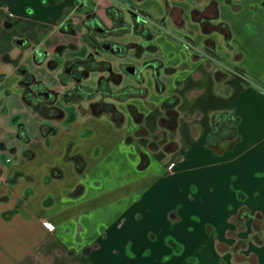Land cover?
I'll use <instances>...</instances> for the list:
<instances>
[{
	"label": "crops",
	"instance_id": "1",
	"mask_svg": "<svg viewBox=\"0 0 264 264\" xmlns=\"http://www.w3.org/2000/svg\"><path fill=\"white\" fill-rule=\"evenodd\" d=\"M212 1L197 8L209 19ZM215 1L218 22L231 31L229 44L220 33L205 32L209 23L193 21L194 0H0V264H264V0ZM86 4L97 6L108 25L111 7L143 16L158 52L132 62L157 59L174 69L161 75L162 93L153 72L143 71L149 94L117 104L125 114L122 129L61 102L65 118L44 119L22 98L20 66L49 88H64L59 69L34 64L33 51L15 40L43 46L49 38L53 48L70 47L68 58L84 57L88 49L79 37ZM173 6L183 10L180 22L166 12ZM69 25L76 36L62 30ZM186 36L197 53L210 48L218 57L209 62L197 55L185 46ZM19 56L24 64L11 63ZM171 96L179 98V119L176 146L167 151L170 132L159 122L165 115L161 105ZM129 105L144 115L150 134L135 144L126 143L137 129ZM218 113H226L221 125L235 118L237 124L232 138L215 145ZM19 125L30 142L18 138ZM152 136L159 137L155 150ZM70 143L72 153L87 162L82 178L64 160ZM141 154L148 157L143 169ZM54 167L64 178L47 184ZM80 184L83 192L74 196ZM240 240H247L242 249L236 248ZM221 244L229 248L219 251Z\"/></svg>",
	"mask_w": 264,
	"mask_h": 264
},
{
	"label": "trees",
	"instance_id": "2",
	"mask_svg": "<svg viewBox=\"0 0 264 264\" xmlns=\"http://www.w3.org/2000/svg\"><path fill=\"white\" fill-rule=\"evenodd\" d=\"M165 4L167 7L170 5L168 1H166ZM209 6V8H212V16H210V19L209 17L207 18L201 15V11L194 8L192 11L193 21L203 20L207 23H210L211 20L210 25L212 26H210V33H220L221 35H223L226 43L229 44L232 39L231 31L228 25L218 22V3L213 0L209 4ZM127 11L129 10L119 9L115 7L108 8L106 10V16L109 20V25L102 20L101 26L105 30H111V32L114 33L113 35H115L117 39L116 44L121 45L122 47V50L114 52V55L122 57H125L129 54L135 55V59L141 61L143 60V57L146 53L156 54L158 52V47L156 45L150 44V42L153 40V34L151 28L148 26V21L139 14H133L132 12ZM126 13L128 14L126 15ZM129 17L131 19H129ZM212 21H215L216 23H212ZM89 23L90 21L85 24V27L89 26ZM176 26L183 27L184 22L181 24H176ZM67 29L68 30H62L68 34H75V30L71 25H69ZM136 37H141L142 40L147 44L143 45L129 39ZM85 39L88 43V38H86V36ZM183 40L185 41L184 44L189 43L190 45L194 46V44L190 42L192 41V39L189 36H186ZM185 46L194 51L197 55L205 57L209 62H212L214 60L213 58L215 56L213 55H217L216 57H218V54H215V52L210 48H206L204 53H197L195 49L189 47L187 44H185ZM118 48L119 46H117V49ZM111 49H113V47ZM55 68L56 64H49V69L53 70ZM70 68L72 69L70 70ZM144 70H151L153 72L155 77L156 90L159 93H162L165 90V84L161 80V75H171L174 73V69L164 67L163 63L157 59L144 61L141 66H138L137 64H119V68L118 64H109L108 62L97 64L91 57L79 62V64H66L65 71L60 74V81L63 84H70L73 79L74 81L84 80V82L82 84H76L75 86L69 88L62 95V102L65 105H73L78 102L90 104V107L88 109L90 115L96 118L107 119L117 129H122L125 125V114L118 109L117 104L125 103L134 98H147L149 92L144 87ZM238 75L246 78V75H243L241 73ZM95 76H98V82L97 84H91V80ZM30 77L31 80H33V77ZM34 86L36 92L35 94L39 99V104L36 106L35 112L44 119L55 121L63 120L65 118V112L60 107L54 106L56 95L48 91L45 83L43 82H37L36 84H34ZM33 92L34 91L32 90V88H29L25 91V103H29L30 99L34 95ZM178 105L179 98L177 96L169 97L161 105V108L164 111L165 115L160 119V127L170 132L171 139L169 145L166 148L167 151H172L176 146L175 138L179 119V113L177 111ZM128 111L134 119L137 129L133 135H130L126 138V143L135 144L138 137L150 136V134L143 128L144 115L140 113L138 109L133 105L128 106ZM224 115H226V113H218L213 117L214 130L211 141H215V145L220 138H223L225 136L232 138L234 136V129L237 124V119L235 118V121L223 126L219 122ZM44 128L45 127H43V130ZM53 131H55L54 128L48 127V132ZM17 135L18 138L25 143L31 141V136L23 125H19ZM158 138V136H152V139ZM72 147L73 146L71 143L68 144L64 160L67 162H72L75 166L77 174L82 178L86 171L87 162L82 154H73ZM156 148V142L153 140L151 149L155 150ZM25 156L27 157V159L32 160L34 159L35 154L33 152H26ZM147 163L148 157L145 154H141V163L139 167L143 169L145 168ZM63 178V171L59 167H54L50 170L45 183L48 184L53 180H62ZM82 192L83 186L80 184L73 191V195L79 196L82 194ZM3 201L4 199L0 198V203H2ZM240 217H245L244 213L241 214Z\"/></svg>",
	"mask_w": 264,
	"mask_h": 264
},
{
	"label": "flooded vegetation",
	"instance_id": "3",
	"mask_svg": "<svg viewBox=\"0 0 264 264\" xmlns=\"http://www.w3.org/2000/svg\"><path fill=\"white\" fill-rule=\"evenodd\" d=\"M127 10H129L133 14H137L136 12H134L131 9H127ZM129 11H127V12H129ZM83 12H84V18H83V22H82L83 33L81 34L79 39L82 43H84L87 46V49H88V53L84 57H80V58L76 57L73 59L66 57L64 53L68 49H70V47L58 46L56 48H53V46H51V45L44 46V47L43 46H33L30 43V41L27 39H16L15 40V42L20 47H22L21 49H31L33 51L32 61L34 64H39V65L46 64L48 69H49V64H56L55 69H53V70L49 69V70L50 71H56L59 69L58 80H59V84L64 88V91L58 90L56 88L51 89L45 83L47 90L56 95L54 106H57L58 102L63 103L62 99H61L62 95L69 88L75 86L76 84H82L84 82V80L74 81V79H73V81L70 84H63L60 81V74L63 71H65L66 64H79V62L86 60L89 57H91L94 59V61L97 64H102L104 62H108L109 64H118V68H119V64H135V63L129 61V59H132L134 61H139V60L135 59V55L129 54L125 57L114 55V52L121 51L122 47H121V45L116 44L117 39H116L115 35H113L114 33H112L111 30L110 31L105 30L101 26L102 19L98 14V7L97 6H95L94 4H91V5L86 4L83 6ZM127 14L128 13H126V15ZM128 16H130V15H128ZM129 19H131V18L129 17ZM87 21L88 22L90 21V23H89L90 27L89 26L85 27V24L88 23ZM70 35L76 36V32H75V34H70ZM85 36H86V38H88V43L85 39ZM117 46H119L118 49H117ZM112 47L114 50L111 49ZM60 58H61V60H60ZM10 61L13 64H24V63H22L23 58L20 56L15 60L10 59ZM71 69L72 68H70V70ZM19 72L21 74V85L23 88V96H22L23 101H24L25 91L29 88H32V90L34 91L33 92L34 95L30 99L29 103H26V104L29 106V108H31L35 112V108L39 104V99L37 98V96L35 94L36 92H35L34 84H36L37 82H43V81H37L33 74L27 72V69L25 66H20ZM28 75L32 76L33 80H31V77ZM97 82H98V76H95L91 80V84H97ZM30 83H32V84H30ZM82 104L86 105L85 109L82 108ZM73 105L81 108V110H84V111H88V109L90 107V104H85L84 102H78V103L73 104Z\"/></svg>",
	"mask_w": 264,
	"mask_h": 264
},
{
	"label": "rangeland",
	"instance_id": "4",
	"mask_svg": "<svg viewBox=\"0 0 264 264\" xmlns=\"http://www.w3.org/2000/svg\"><path fill=\"white\" fill-rule=\"evenodd\" d=\"M170 1V0H169ZM172 1V0H171ZM183 1H186V0H183ZM203 1L204 0H194V5L196 6L195 8L197 9V8H199V9H203V8H205V5H203ZM173 2H175V1H173ZM199 9H197V10H199ZM212 10V8H210V11ZM166 12H167V14H171L172 16H173V18H174V20L175 21H177V22H180L182 19H183V10L181 9V7L179 6V7H174L173 6V9H169L168 11H167V9H166ZM201 13V15H202V12H200ZM206 13V12H205ZM34 20V22H36V20L35 19H33ZM37 23V22H36ZM210 26H212V25H210V23L209 24H207V25H205V32L206 31H210L211 30V27ZM129 37V36H128ZM127 37V38H128ZM130 40H136L135 38H129ZM52 43H51V40L49 39V38H47L46 39V41H45V44H43V47L44 46H49V45H51ZM68 55H69V53H67V55H65L66 57H68ZM129 61H134V60H132V59H129ZM230 73H232V74H240L241 73V71L240 70H238V69H236V68H231V69H229L228 70ZM105 120H107V119H105ZM155 142H157L158 141V139H153ZM237 225H238V228H239V230H245L244 229V226L239 222H237ZM257 226H259V223H257ZM229 235H231V237L233 236V237H235L236 235H237V233L236 232H231ZM252 237L253 238H256L257 240H260L261 238L259 237V235L258 234H252ZM261 237H263V236H261ZM246 244H247V240H240V242H239V244L236 246V248H238V249H242L243 247H245L246 246ZM218 248H219V251H223V250H225V249H228L229 247L228 246H226V245H223V244H221V245H218ZM234 249H235V247H234Z\"/></svg>",
	"mask_w": 264,
	"mask_h": 264
},
{
	"label": "built area",
	"instance_id": "5",
	"mask_svg": "<svg viewBox=\"0 0 264 264\" xmlns=\"http://www.w3.org/2000/svg\"><path fill=\"white\" fill-rule=\"evenodd\" d=\"M185 44L191 46L189 43H185ZM45 227H46L48 230H50V231H53V230H54V226L51 225V224L45 223Z\"/></svg>",
	"mask_w": 264,
	"mask_h": 264
}]
</instances>
